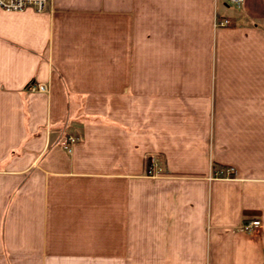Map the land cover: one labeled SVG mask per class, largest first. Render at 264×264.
<instances>
[{
  "label": "crops",
  "instance_id": "1",
  "mask_svg": "<svg viewBox=\"0 0 264 264\" xmlns=\"http://www.w3.org/2000/svg\"><path fill=\"white\" fill-rule=\"evenodd\" d=\"M0 264H264V0L0 9Z\"/></svg>",
  "mask_w": 264,
  "mask_h": 264
},
{
  "label": "built area",
  "instance_id": "2",
  "mask_svg": "<svg viewBox=\"0 0 264 264\" xmlns=\"http://www.w3.org/2000/svg\"><path fill=\"white\" fill-rule=\"evenodd\" d=\"M244 0H223L224 3L239 7ZM47 4V0H0V9L5 12H21L27 8H33L36 12H42L45 10ZM215 4H217V0H215ZM230 26V21L227 18L220 16V14L215 11L213 18V29L214 31L219 30L221 28H226ZM28 91L30 92H39L46 93L48 92L47 87L43 84L32 83L28 86ZM71 143H74V139H70ZM151 174V171L148 172ZM234 175V171L232 169H227L223 174L214 173V178L225 177L231 178ZM260 227V221L254 220L243 225V230L248 233L254 232L256 229Z\"/></svg>",
  "mask_w": 264,
  "mask_h": 264
},
{
  "label": "rangeland",
  "instance_id": "3",
  "mask_svg": "<svg viewBox=\"0 0 264 264\" xmlns=\"http://www.w3.org/2000/svg\"><path fill=\"white\" fill-rule=\"evenodd\" d=\"M215 1V0H214ZM218 1V0H217ZM214 11H217V9L215 8V10ZM218 12V11H217ZM72 139H74V141L76 142V141H78L79 139L78 138H76V137H74V138H72Z\"/></svg>",
  "mask_w": 264,
  "mask_h": 264
}]
</instances>
